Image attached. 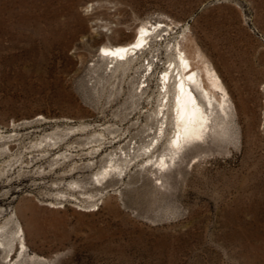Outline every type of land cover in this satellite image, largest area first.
<instances>
[{"label":"rangeland","instance_id":"374dc122","mask_svg":"<svg viewBox=\"0 0 264 264\" xmlns=\"http://www.w3.org/2000/svg\"><path fill=\"white\" fill-rule=\"evenodd\" d=\"M146 22L128 61L98 56ZM178 42L228 98L163 168ZM0 244V264H264V0H0Z\"/></svg>","mask_w":264,"mask_h":264},{"label":"bare ground","instance_id":"6f19581e","mask_svg":"<svg viewBox=\"0 0 264 264\" xmlns=\"http://www.w3.org/2000/svg\"><path fill=\"white\" fill-rule=\"evenodd\" d=\"M141 25L130 42L117 43L115 46H101L98 56L117 62L128 61L148 41L147 35L157 31V26H162V23L146 22ZM163 41L166 40L163 39ZM135 45L139 46L134 47ZM173 55L174 58L169 56V65L159 79L163 90L159 94H163L165 99L163 107H167L166 112L170 116L167 121H172L175 127L174 136L169 143L173 155L169 160L161 157L158 162L163 168L173 162L174 156L185 143L198 142L210 134L212 111L225 112V103L228 98V93L216 71L199 53L190 54L186 44L178 42ZM191 86L194 89H191ZM174 141H176L175 144ZM111 171L112 167L109 170L105 169L103 174L107 175ZM0 245L3 247V244Z\"/></svg>","mask_w":264,"mask_h":264},{"label":"snow or ice","instance_id":"6c2138e0","mask_svg":"<svg viewBox=\"0 0 264 264\" xmlns=\"http://www.w3.org/2000/svg\"><path fill=\"white\" fill-rule=\"evenodd\" d=\"M90 8H91V5H89L87 8L84 9L85 14L90 10ZM141 31H143V30H141ZM138 46L139 45H135L134 47H138ZM173 143L175 144L176 141H174Z\"/></svg>","mask_w":264,"mask_h":264}]
</instances>
